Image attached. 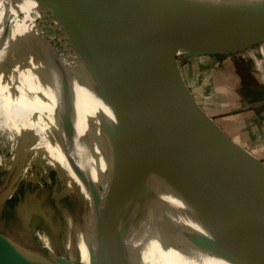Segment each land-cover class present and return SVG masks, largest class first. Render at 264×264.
<instances>
[{
  "label": "bare ground",
  "instance_id": "bare-ground-1",
  "mask_svg": "<svg viewBox=\"0 0 264 264\" xmlns=\"http://www.w3.org/2000/svg\"><path fill=\"white\" fill-rule=\"evenodd\" d=\"M27 2L0 0V213L22 184L43 179L51 183L52 173L51 199L57 214L41 205V215L31 213L27 223L35 239L26 236L20 241L27 248L45 246L57 258L74 264H90L91 256L100 250L96 207L80 134L71 120L63 119L68 108L61 113L67 105L97 117L108 112L107 106L86 87H76L73 105L35 14L25 8ZM256 13L248 11L245 19L253 15L261 27L263 14ZM6 25L10 27L4 31ZM245 31L152 42L154 47L182 52ZM50 97L67 103L58 114L43 101ZM116 126L134 153L121 154L113 146L129 264H262L257 260L261 253L240 222L198 189L207 176L203 166L181 156L172 143L149 137L129 124ZM95 148V162L90 159L89 164L94 175L105 167L99 147Z\"/></svg>",
  "mask_w": 264,
  "mask_h": 264
},
{
  "label": "water",
  "instance_id": "water-1",
  "mask_svg": "<svg viewBox=\"0 0 264 264\" xmlns=\"http://www.w3.org/2000/svg\"><path fill=\"white\" fill-rule=\"evenodd\" d=\"M25 8L35 14L73 105L76 87H86L107 106L108 112L98 111L96 126L92 122L80 135L100 247L90 264H129L117 194L116 124H129L172 143L181 156L203 166L207 176L198 189L240 222L262 255L257 260L264 264V164L231 142L200 111L175 73V59L163 65L161 58L171 54L158 59L152 42L225 31L244 23L248 11L262 13L261 27L180 54L243 49L264 40V2L224 0L179 20L155 16L141 0H28ZM95 145L105 162L96 175L89 165L90 159L95 162ZM0 264L46 263L30 259L0 234Z\"/></svg>",
  "mask_w": 264,
  "mask_h": 264
},
{
  "label": "crops",
  "instance_id": "crops-1",
  "mask_svg": "<svg viewBox=\"0 0 264 264\" xmlns=\"http://www.w3.org/2000/svg\"><path fill=\"white\" fill-rule=\"evenodd\" d=\"M141 1L155 16L168 20H179L188 18L224 0ZM153 7L157 12L153 10ZM255 19V16L248 15L242 26L252 23ZM239 27V25L231 26L229 31ZM220 32L215 31L201 36L179 39L205 38ZM153 40L164 39L153 38ZM261 48L264 53V42H261ZM244 49H246V53H242L241 59H245L243 62L246 64L235 61L236 54L234 60L229 56H201L203 61L192 58L181 63L179 75L183 85L186 88L191 86L194 88L195 86V91L199 90V86L205 85L209 79L210 83L207 85L211 90L208 91L203 88L207 92L204 97L206 100L203 99L206 105L203 107L205 115L231 142L264 164V70H261L262 67L259 65L260 63L258 64V61L261 60L256 59V53L250 51L251 48H248V51L247 48ZM187 91L189 92V90ZM195 91L192 93L194 94ZM67 108V106H63L61 116ZM77 119L75 120L77 121ZM87 120L77 121V127L91 126V123L94 122V120ZM96 122L98 123V120H95V125Z\"/></svg>",
  "mask_w": 264,
  "mask_h": 264
},
{
  "label": "rangeland",
  "instance_id": "rangeland-1",
  "mask_svg": "<svg viewBox=\"0 0 264 264\" xmlns=\"http://www.w3.org/2000/svg\"><path fill=\"white\" fill-rule=\"evenodd\" d=\"M264 2V1H262ZM215 5V4H214ZM256 14H261V13H256ZM257 19H255L252 23H249L247 25H245L244 27L242 26V24H239V28L235 29V30H228L226 32H220L217 34H227V33H233V32H238V31H245V30H250L253 28H259L256 26L257 23ZM263 26V24H262ZM9 25H6L4 28V31L9 30ZM212 35V34H211ZM261 42H264L261 41ZM261 42H257L254 44H251L247 47H243V49H236V50H228V51H224V52H217V53H203V54H193V55H185V54H180L181 50H168V49H163V48H158V47H154L155 51H156V55L158 57V59H160L161 57H166L168 55L171 54L172 51H176L174 54H171L169 57L167 58H161V62L163 65H165L166 63L169 62V60L175 59L174 64L176 67L175 73L177 74V72L179 73V66L181 65V63L186 62L185 60L188 59H199L201 61H203V57L201 56H223V57H230L237 62H243V60L245 59H241L242 58V53H246V49L248 51V48H251L250 51H254L256 53V59L261 60L260 62L258 61V64L262 67L261 70H264V53L261 51ZM183 52V51H182ZM236 54V57H235ZM240 57V58H239ZM184 60V61H183ZM173 64V65H174ZM243 64H246L245 62H243ZM207 73H209L207 71ZM180 76V75H179ZM208 77V76H205ZM211 79V78H210ZM29 81L27 80L26 83H28ZM202 83V82H201ZM210 81L208 79V81L205 82V85H201L199 86V90L195 91V86L193 88V86H191L190 88L192 89V91H195L194 94L192 93L191 89L188 87L185 89L189 90V95L192 97V99L194 100L195 104L199 107L201 112H204L203 107L206 106L204 104L203 99L206 100L205 95H207V92L204 91L203 88H205V90L210 91L211 88L207 85L209 84ZM199 84V83H197ZM40 91V90H39ZM39 91H34L35 95H39ZM208 100H211L208 98ZM44 103L49 106V108L54 111L55 113L58 114V111L61 109V106L64 104H67L63 101H60L54 97H50L48 99H43ZM58 106V107H57ZM67 105H65L66 107ZM69 113L68 115H66L67 117L65 118L66 120H71L75 126V130H77V132L81 135L82 132H84L85 130L88 131L90 126H81V127H77V121H81V120H90L93 121L92 117L88 116L87 114L77 110L76 108L70 106L68 107ZM205 113V112H204ZM71 115V116H70ZM76 115V116H75ZM77 121L75 120L76 118ZM74 119V120H73ZM87 120V121H88ZM97 120V119H95ZM95 120H94V124H95ZM85 122V121H84ZM96 126V125H95ZM115 147V152H121V154H134L132 153L131 149L122 141V137L120 135L119 132H117L115 130V134H114V145ZM124 152V153H123ZM2 172V169L0 168V174ZM51 183H53L54 181V175L51 173ZM41 182L39 183H34V184H22L17 192V194L11 198L5 205L4 208V212L0 213V220L1 218H4L3 221V226L0 227V234L2 236H4L5 238H7L10 242H12L13 244H15L16 246H18L20 249L24 250V253L26 254V256H28L30 259L33 260H37V261H41L43 263L46 264H62L58 258L45 246H41L38 249H32V248H27L25 247L22 242L20 241L21 237H30V238H34L35 239V235L33 234V232L29 229L28 226V218L29 215L35 211L38 212V214L40 213L41 215V205L46 206L50 209V212H53L54 214H57L56 212V208L53 205V201L51 199V187L52 184L47 181L46 179L40 180ZM49 205V206H48ZM72 205V204H71ZM76 210L75 206H72V211L74 212V214H76ZM96 223V222H95ZM96 227V224H95ZM97 230V229H96ZM65 261H68L67 259H64ZM69 262V261H68ZM71 263V262H69ZM74 264V263H71Z\"/></svg>",
  "mask_w": 264,
  "mask_h": 264
}]
</instances>
